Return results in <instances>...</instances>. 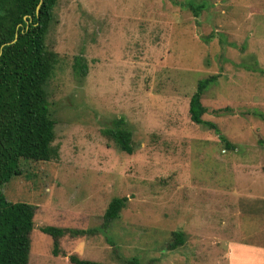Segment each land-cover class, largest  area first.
Wrapping results in <instances>:
<instances>
[{"label": "rangeland", "instance_id": "obj_1", "mask_svg": "<svg viewBox=\"0 0 264 264\" xmlns=\"http://www.w3.org/2000/svg\"><path fill=\"white\" fill-rule=\"evenodd\" d=\"M44 42L55 155L20 159L1 187L34 206L27 264H224L225 246L247 260L237 246L264 243V0H57ZM45 225L64 230L55 253Z\"/></svg>", "mask_w": 264, "mask_h": 264}, {"label": "trees", "instance_id": "obj_2", "mask_svg": "<svg viewBox=\"0 0 264 264\" xmlns=\"http://www.w3.org/2000/svg\"><path fill=\"white\" fill-rule=\"evenodd\" d=\"M56 1L0 0V264H27L34 210L32 204L6 200L2 185L19 173L20 159L48 160L55 155L51 145L54 121L48 114L45 91L55 53L46 48L44 40ZM189 7L194 13L200 8ZM214 77L199 80L188 99V117L195 124H206L201 119L205 108L200 96ZM109 133L120 150L130 153L128 130L116 127ZM225 146L229 147L228 142ZM124 201V197L110 199L102 213V228L118 217ZM39 230L51 236L55 253L56 239L64 230L48 225ZM173 236L169 248L182 243L181 233L173 232ZM69 260L72 264H105L75 256Z\"/></svg>", "mask_w": 264, "mask_h": 264}, {"label": "crops", "instance_id": "obj_3", "mask_svg": "<svg viewBox=\"0 0 264 264\" xmlns=\"http://www.w3.org/2000/svg\"><path fill=\"white\" fill-rule=\"evenodd\" d=\"M239 250L251 249L247 260L240 259L231 253V249L225 246V249L220 251L219 258L224 261V264H264V243L257 242H242L237 246Z\"/></svg>", "mask_w": 264, "mask_h": 264}]
</instances>
